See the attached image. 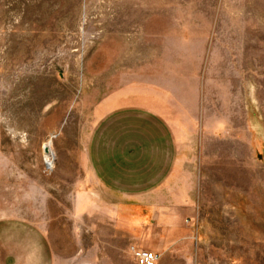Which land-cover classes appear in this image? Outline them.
<instances>
[{"label": "rangeland", "instance_id": "rangeland-1", "mask_svg": "<svg viewBox=\"0 0 264 264\" xmlns=\"http://www.w3.org/2000/svg\"><path fill=\"white\" fill-rule=\"evenodd\" d=\"M147 89L190 132L186 199H93L99 147L142 124L117 106ZM133 247L264 264V0H0V264H137Z\"/></svg>", "mask_w": 264, "mask_h": 264}, {"label": "crops", "instance_id": "crops-1", "mask_svg": "<svg viewBox=\"0 0 264 264\" xmlns=\"http://www.w3.org/2000/svg\"><path fill=\"white\" fill-rule=\"evenodd\" d=\"M156 92L142 91L138 102L127 98L118 110L139 109L138 114L116 113L115 116H139L140 128L114 130V145L99 147L97 166L91 170L97 200L181 201L186 197L180 186L181 138L189 130L181 127L174 113L172 98L163 101ZM116 100V99H115ZM128 112V111H127ZM194 122V120H193ZM184 175V174H183ZM187 194V193H186ZM158 206V205H155Z\"/></svg>", "mask_w": 264, "mask_h": 264}, {"label": "built area", "instance_id": "built-area-1", "mask_svg": "<svg viewBox=\"0 0 264 264\" xmlns=\"http://www.w3.org/2000/svg\"><path fill=\"white\" fill-rule=\"evenodd\" d=\"M133 252L137 264H156L159 260V254L153 250L139 249L133 247Z\"/></svg>", "mask_w": 264, "mask_h": 264}, {"label": "bare ground", "instance_id": "bare-ground-1", "mask_svg": "<svg viewBox=\"0 0 264 264\" xmlns=\"http://www.w3.org/2000/svg\"><path fill=\"white\" fill-rule=\"evenodd\" d=\"M53 140L52 138H49L45 151H46V156H47V162L49 167H53L54 163H55V151H54V147H53Z\"/></svg>", "mask_w": 264, "mask_h": 264}]
</instances>
